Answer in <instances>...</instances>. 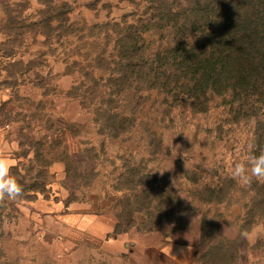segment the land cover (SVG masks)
<instances>
[{
  "label": "rangeland",
  "instance_id": "1",
  "mask_svg": "<svg viewBox=\"0 0 264 264\" xmlns=\"http://www.w3.org/2000/svg\"><path fill=\"white\" fill-rule=\"evenodd\" d=\"M146 4L0 0V127L23 189L0 201V264H264V180L232 176L264 151V108L213 96L194 111L155 92L113 100L114 64L93 62L112 53L101 24ZM82 199L114 223L107 236L124 234L122 248L65 239L55 211ZM173 241L192 259L169 254Z\"/></svg>",
  "mask_w": 264,
  "mask_h": 264
},
{
  "label": "trees",
  "instance_id": "2",
  "mask_svg": "<svg viewBox=\"0 0 264 264\" xmlns=\"http://www.w3.org/2000/svg\"><path fill=\"white\" fill-rule=\"evenodd\" d=\"M146 2L142 13L101 24L112 53L93 62L114 64L113 100L133 94L142 102L155 92L168 106L194 111L208 110L213 96L238 102L243 113L264 108V0ZM101 72L88 73L93 83L104 79Z\"/></svg>",
  "mask_w": 264,
  "mask_h": 264
},
{
  "label": "crops",
  "instance_id": "3",
  "mask_svg": "<svg viewBox=\"0 0 264 264\" xmlns=\"http://www.w3.org/2000/svg\"><path fill=\"white\" fill-rule=\"evenodd\" d=\"M9 148L7 144L6 152L4 130L0 127V155L12 162V169L17 164V160ZM55 213L57 219L55 221H58L61 232L64 233L67 240L81 241L94 234L104 239V246H112L116 249L122 248L123 244L127 242L123 233L118 234L117 237L107 236L113 232L114 223L110 221L109 216H106L107 214L104 215L98 207L93 206L91 201L85 199L72 201L65 208L59 206ZM171 244L172 246L170 245L167 250L179 261L186 262L194 256V251L190 246L177 244L174 241Z\"/></svg>",
  "mask_w": 264,
  "mask_h": 264
},
{
  "label": "clouds",
  "instance_id": "4",
  "mask_svg": "<svg viewBox=\"0 0 264 264\" xmlns=\"http://www.w3.org/2000/svg\"><path fill=\"white\" fill-rule=\"evenodd\" d=\"M11 167L12 162L0 155V201L5 198L16 200L23 193L22 186L10 176ZM232 176L242 184H249L253 179L264 180V151L259 155H250L246 160L237 163Z\"/></svg>",
  "mask_w": 264,
  "mask_h": 264
}]
</instances>
